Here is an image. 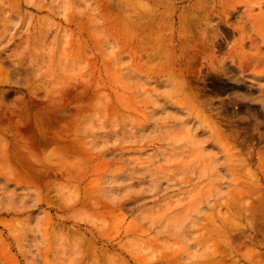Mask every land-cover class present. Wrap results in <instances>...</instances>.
Returning <instances> with one entry per match:
<instances>
[{
    "label": "rangeland",
    "instance_id": "obj_1",
    "mask_svg": "<svg viewBox=\"0 0 264 264\" xmlns=\"http://www.w3.org/2000/svg\"><path fill=\"white\" fill-rule=\"evenodd\" d=\"M160 1L44 0L45 8L38 11L39 0H18L21 7L7 10L11 22L0 25V46L11 39L19 48L31 46L14 48L9 53L16 54L10 59L0 52V149L5 146L11 152L18 145L32 151L35 162L54 171L57 184L65 183L66 170L81 171L82 165L85 176L79 175L75 189L100 184L110 204L121 208L117 211L121 221L114 225L110 219L96 227L90 213L79 206L64 209L54 204L52 193L51 202L37 198L33 187L8 186L14 179L7 180L0 172V264H54L43 255L42 218L47 214L70 231L73 226L91 230L109 250V245H115L136 252L133 242L139 245L143 240L145 245L137 252L144 257L152 245L146 243L168 246L176 251L174 264H209L196 240L212 222L219 232L212 243L223 247L226 238L234 244L232 264H264V81L255 80L256 75L264 78V67L256 75L246 73L245 81L253 89L246 101L253 105L228 117L202 109L170 82L159 84V79L169 80L166 74L157 78L168 59L152 58L151 41L141 42L148 28L126 35L121 15L131 17L137 2L142 3L141 10L155 12L151 39L158 37L164 52L170 54L169 37L178 33L181 7L197 0ZM26 2L36 9L28 8ZM79 13L83 17H77ZM90 16L97 20L95 27L89 24ZM39 34H44L40 43L36 41ZM252 40L254 45L247 52L260 53V38L252 34ZM19 69L27 70L26 74ZM238 93L245 95L247 90ZM100 98L111 102L118 117L103 115ZM83 108L87 110L81 113ZM29 114L32 123L48 119L36 127L35 135L19 131V120L28 119ZM230 118L256 124L235 127L226 123ZM60 129L69 132L63 136L68 142L73 130L83 140V148L71 144L68 150L72 151L66 155V141L57 137ZM194 133L204 144L202 149L196 137L191 138ZM23 163L12 166L19 171ZM39 170L37 165L30 175ZM32 204L36 208L29 210ZM16 224L29 228L22 252L9 237L10 225ZM128 227L137 234L126 237ZM143 263L165 264L155 259Z\"/></svg>",
    "mask_w": 264,
    "mask_h": 264
},
{
    "label": "bare ground",
    "instance_id": "obj_2",
    "mask_svg": "<svg viewBox=\"0 0 264 264\" xmlns=\"http://www.w3.org/2000/svg\"><path fill=\"white\" fill-rule=\"evenodd\" d=\"M17 1L0 0L1 26L6 27V24L11 22V18L6 15L8 9L14 6H22V3ZM157 1L161 2L160 0ZM180 2L183 3L184 0ZM39 3L41 6L37 10L42 11V8H45L44 0H39ZM26 5L29 6L28 8L36 9L27 2ZM142 7V3L137 2L131 11V17L121 15L123 13L119 14L122 16L123 32L126 35H132L128 32L136 29L140 30L141 27L148 28L149 32L144 31L142 33L141 42L151 41L149 46L152 48V51H150L152 52V58L159 57L161 59L162 57L168 59L167 64L165 62L164 68L157 74V78H161L159 76L166 74L169 80L159 79V84L170 82L174 87L181 88L190 95L202 109L210 113L214 112V114L222 117H228V115H233L234 112H240L246 106L253 105L246 101L253 89L251 85L246 83L245 79L247 72L256 75L260 71L259 69L264 67V54L262 53L264 51V0H197L193 4L188 3L186 6L181 7V14L178 16V33L169 37L170 54L164 52L166 50H163L160 46L162 41L158 37L154 36V40L151 39L153 36L151 31L153 32L154 28L151 18L155 12L149 10V8L141 10ZM241 9H243L242 12ZM120 10L123 12V9ZM77 17L81 18L83 14L79 13ZM65 18L68 22L69 19ZM88 19L90 25L94 27L97 25L95 18L90 16ZM251 33L260 38L261 49H257L261 51L260 53H250L246 50L247 47H252L255 42L252 40ZM236 36L238 38L235 39ZM43 38L44 34H39L36 41L40 43ZM30 46L28 44L19 48V44L11 39V42L0 46V52L4 53L7 59H10L16 54L15 52V54L9 53L14 48L18 47L21 50H26ZM147 57H149L148 52ZM19 70L23 75L27 72V70ZM260 75H263V72ZM256 76L255 80L258 83L264 81L263 77ZM255 87L261 91L263 90L261 85ZM243 89L247 90V93L240 95L238 92H242ZM30 102V104L36 103L34 100H30ZM99 106L103 115L118 117V111L111 102L100 98ZM15 109L20 110L16 107ZM86 110V108H83L81 113ZM28 119L19 120L22 127L19 131H32L35 135L37 128L48 123L46 117L37 119L35 123H32L29 114ZM226 123L231 126H243L245 128L250 127L252 123L256 124L253 121L246 123L243 120H232V118L227 119ZM43 133L50 136L47 130H44ZM67 134L69 132L66 129H60L57 132V137L66 141L63 143V152L66 155L72 151L68 150L71 144L77 148H83V140L73 130L70 131L73 138L69 142L63 137ZM194 134L195 136H191V138L196 137L197 145L202 149L204 144L200 142L197 134ZM0 152H2L0 172H2L5 179L11 178L14 180L9 181H15L12 184H7L8 186L13 185V188L19 190L33 187L37 198H48L51 202L53 199L50 197V193H52L54 194V204H59L64 209H74L79 206L78 209L89 212L95 220L94 225L96 227L105 226L110 219L114 222V225L121 221L117 214V211H120L121 208L116 209L114 203L110 204V200L107 199L100 184L94 182L87 188L78 187L77 190L75 189L79 175L81 174V179L85 176L82 165L80 166L81 171L80 169L73 172L66 170L68 173L65 172L63 178L65 183L57 184L52 177L54 175L51 173L52 170L43 163L35 162L36 156L32 151H24L16 145L11 152L5 146L0 149ZM45 160L51 162L49 158ZM21 161H24L23 168L26 169L25 171L23 168L18 171L12 166L21 163ZM37 165H40V170L36 172L35 176L30 175L33 169L36 171ZM55 170L63 169L55 168ZM71 188L76 191H72ZM33 208H36V204L28 206L29 210H33ZM91 210L94 212H91ZM14 211L18 212L19 210L14 208ZM207 218L212 221L211 215H208ZM42 221L45 239L43 242L45 246L43 255L54 260V264H102L103 262V264H118L115 260L116 257L123 260L121 264H130L131 261L132 264H144L143 262L152 259L159 263L165 262V264H174L176 261V251L168 246L160 245L156 248L155 244L157 243H146L152 244L149 252L144 257H138V248L145 245V243L143 240H139L140 244L136 245L137 241H135L133 246L137 251H130L135 257L133 258L130 252L121 247L116 248L115 245H109V250L106 248L108 245L101 244L100 236L93 234L91 230L85 229L82 231L80 227L73 226L70 231V229L57 224L53 217L48 214L42 218ZM211 223L202 228L205 232L196 240V243L203 247V259L209 264H232L231 251L234 244L225 237L226 241L223 242V247L215 242L212 243L213 237L218 235L219 232L213 229ZM10 229L13 236L9 235L10 239L16 243L22 252L25 249V243L29 235L28 226L16 224L10 225ZM80 231L84 234H81ZM133 232L137 234V231L133 230L132 227L124 230L126 237H130ZM86 235L90 238H87ZM109 243V241H106V244ZM203 244H206L207 249ZM156 250L158 251L157 256ZM166 252L168 255H165ZM122 254L125 255L120 257Z\"/></svg>",
    "mask_w": 264,
    "mask_h": 264
}]
</instances>
